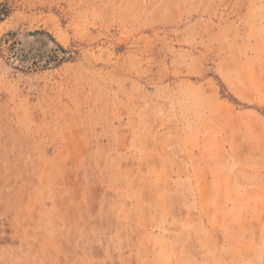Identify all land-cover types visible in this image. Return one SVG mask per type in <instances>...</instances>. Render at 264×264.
<instances>
[{
  "label": "rangeland",
  "instance_id": "rangeland-1",
  "mask_svg": "<svg viewBox=\"0 0 264 264\" xmlns=\"http://www.w3.org/2000/svg\"><path fill=\"white\" fill-rule=\"evenodd\" d=\"M0 264H264V0H0Z\"/></svg>",
  "mask_w": 264,
  "mask_h": 264
},
{
  "label": "trees",
  "instance_id": "trees-1",
  "mask_svg": "<svg viewBox=\"0 0 264 264\" xmlns=\"http://www.w3.org/2000/svg\"><path fill=\"white\" fill-rule=\"evenodd\" d=\"M7 13H8V11H7V9H5L4 7H2V8L0 9V21L2 20L1 17H5V16H7Z\"/></svg>",
  "mask_w": 264,
  "mask_h": 264
}]
</instances>
